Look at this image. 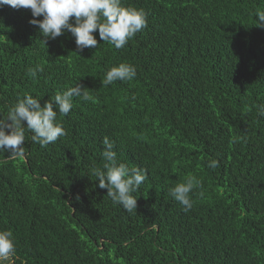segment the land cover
<instances>
[{
	"label": "trees",
	"instance_id": "obj_1",
	"mask_svg": "<svg viewBox=\"0 0 264 264\" xmlns=\"http://www.w3.org/2000/svg\"><path fill=\"white\" fill-rule=\"evenodd\" d=\"M122 4L142 9L147 27L121 49L97 30L98 47L79 53L70 33L45 40L30 9L0 6V118L25 93L43 106L79 83L93 98L58 113L56 142L25 131L22 155L0 152L11 264H264V0ZM122 62L135 78L103 86ZM105 136L118 162L147 170L131 213L90 175ZM188 176L201 187L184 211L169 189Z\"/></svg>",
	"mask_w": 264,
	"mask_h": 264
},
{
	"label": "clouds",
	"instance_id": "obj_2",
	"mask_svg": "<svg viewBox=\"0 0 264 264\" xmlns=\"http://www.w3.org/2000/svg\"><path fill=\"white\" fill-rule=\"evenodd\" d=\"M4 5L15 9H30L32 19L29 22L38 27L45 40H54L64 33H70L75 38L77 53L85 48L98 47V40L94 35L97 30L100 40L121 49L147 27L146 13L142 9L123 6L122 0H0V6ZM255 17V25L264 28V10L257 9ZM40 71L43 68L38 65L29 70V75L36 77ZM135 76V67L122 62L107 70L101 84L108 86L116 81H132ZM84 89L81 84L75 83L62 93L57 92L43 106L40 99L27 93L23 98H18L10 106L7 116L0 118V152L9 151L10 155H22L25 131L31 132L32 142L41 147L65 136L66 131L57 121V115L69 114L74 97L82 96L86 101L92 100ZM259 114L264 115V105L259 106ZM102 143V167H93L90 175L96 177L99 188L107 189V196L114 205H121L131 213L137 209V197L133 193L147 179V170L118 162L117 153L113 150L114 142L107 136ZM217 165L218 162L212 160L208 167L215 169ZM199 187L201 181L195 176H188L184 182L171 187L169 194L183 206L184 211H189L193 206L190 194ZM15 252L13 233L10 230H0V264L8 261Z\"/></svg>",
	"mask_w": 264,
	"mask_h": 264
},
{
	"label": "rangeland",
	"instance_id": "obj_3",
	"mask_svg": "<svg viewBox=\"0 0 264 264\" xmlns=\"http://www.w3.org/2000/svg\"><path fill=\"white\" fill-rule=\"evenodd\" d=\"M4 264H11L10 259L8 261H5Z\"/></svg>",
	"mask_w": 264,
	"mask_h": 264
}]
</instances>
